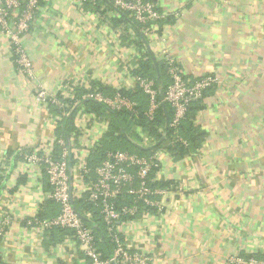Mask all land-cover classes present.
Wrapping results in <instances>:
<instances>
[{
  "label": "crops",
  "instance_id": "0c3cea01",
  "mask_svg": "<svg viewBox=\"0 0 264 264\" xmlns=\"http://www.w3.org/2000/svg\"><path fill=\"white\" fill-rule=\"evenodd\" d=\"M153 1L165 18L150 39H143V53L156 68L160 62L168 67L170 59L184 78L211 76L217 83L202 98L194 120L201 137L185 155L155 148L164 130L163 138L148 147L142 128L135 136L123 132L125 141L140 150L168 153L152 173V183L164 194L153 198L156 205L143 204L139 218L125 222L122 237L149 264L264 262V0ZM116 19L121 18L115 8L103 0L42 2L22 40L32 80L20 72L0 30V219L10 218L0 240V264H92L72 231L60 234L61 229L29 224L35 215L58 216L60 207L47 202L51 188L43 170L21 154L46 148L54 133L50 106L35 99L38 89L55 94L76 84L88 90L95 82L136 91L128 69L136 68L142 53L130 47L136 40L131 42L132 34L123 24L117 27ZM157 81L162 82L159 75ZM90 124L81 139L88 157L106 135L101 136L99 120ZM73 167V184L80 187L81 174ZM89 225L99 230L93 221ZM98 239L109 243L106 236Z\"/></svg>",
  "mask_w": 264,
  "mask_h": 264
},
{
  "label": "built area",
  "instance_id": "2783aa9c",
  "mask_svg": "<svg viewBox=\"0 0 264 264\" xmlns=\"http://www.w3.org/2000/svg\"><path fill=\"white\" fill-rule=\"evenodd\" d=\"M47 1L49 0H0V30L8 39L9 48L15 57L20 72L29 80L33 79L32 62L22 47V40L31 31L39 14L41 3ZM77 1L81 5L86 2H96V0ZM103 1L110 3L115 8L116 16L120 18L125 14L128 16L130 21L127 25L132 34L131 42L136 40L131 22L139 24L141 35L150 39L158 30L159 22L165 18L153 0ZM130 47L134 49L135 44H131ZM139 60L140 58L136 57L135 62L139 63ZM167 64L170 84L165 91L163 90V101L173 111V117L168 126L169 129L173 130V136L177 141L187 146V142L178 135V128L185 120L191 104L201 100L204 93L217 83V79L209 76L191 81L182 76L180 69L173 60L169 59ZM131 69L129 67L128 71L134 70ZM157 83L158 89L155 80L136 76L132 85V89H140L149 97L150 106L146 116L150 120L154 119L159 106L157 98L160 97L161 84L158 81ZM77 86L76 84L65 85L55 94H50L41 88L35 94L38 103L55 105L63 109V112L60 115L51 114L49 116L50 128L54 131L50 136V145L44 149L36 148L32 153L23 152L21 155L25 162L43 170L51 188L47 199L60 207V213L51 219H41L35 215L29 224H36L46 230L72 231L73 238L85 256L92 261V264H149L147 256L134 251L133 245L124 241L122 226L125 222L134 221L140 217L143 213L140 204L156 205L153 198L164 194L163 190L152 189L147 183H149L151 172L158 167L160 157L168 152L161 150L159 153L154 152L146 157L128 151H110L106 153L101 164L92 170L88 164L89 157L81 149V139L84 135L86 137L88 130L92 127L90 123L98 121L96 116L84 113L85 111L81 109L80 115L75 119L76 132L74 131L71 141L58 138L55 134L59 122L69 116V112L66 111L69 108L68 103H63L61 99H58V96L63 99L74 100ZM118 89L120 88L115 90ZM90 90L91 88H88V91ZM83 98L101 104L112 112L132 113L136 107L130 98L123 96L119 91L115 92L113 97H108L94 90L84 95ZM76 106H78V102L75 104ZM83 118L86 122L83 121ZM99 121L104 127L100 132L102 136L109 130V121ZM141 138L144 139L145 147L154 143L152 138L143 135ZM56 147L59 149L58 154L55 153ZM73 159L78 161L71 165ZM73 166L81 174L83 184L80 187L73 184ZM151 181L153 182V180ZM127 198L130 200L128 205L121 206V201ZM80 200L93 204L103 220L105 236L113 246L112 255L108 259L101 257L98 248L100 240L97 238L94 228L89 225L93 221L92 212L81 213L75 206V202ZM124 218L126 219L124 220ZM9 225V216H3L0 219V240ZM233 263L264 264V262L254 259L248 261L236 259L233 260Z\"/></svg>",
  "mask_w": 264,
  "mask_h": 264
},
{
  "label": "trees",
  "instance_id": "16d2710c",
  "mask_svg": "<svg viewBox=\"0 0 264 264\" xmlns=\"http://www.w3.org/2000/svg\"><path fill=\"white\" fill-rule=\"evenodd\" d=\"M126 15V14H125ZM126 16L122 17L121 19H116L114 22H116V26L120 27L121 24H123L124 31H128V25L124 21ZM160 23V22H159ZM135 32H136V42L135 47L138 52H141L142 55L140 57L139 63H137L136 68L131 71V74L134 77H142L147 78L150 80H155L156 87L158 89V83H157V76L159 75L161 77V83L163 86V90L165 91L170 84V77L168 75V67L160 62L158 68L155 67L153 59L149 56L143 53V50H145V45L143 39H145L141 33L139 24L136 22H131ZM94 90H97L108 97H113L115 92L119 91L121 94L125 97L130 98L135 104L136 107L134 109V112L128 113V112H112L109 109H107L105 106L98 104L92 100H85L83 97L89 92H92ZM209 91V90H208ZM207 92V91H206ZM205 92V93H206ZM75 99H63L60 96H58V99H61L63 103H68L69 108L66 109V111L69 112V116H66L63 118L59 124L57 129L55 130V134L58 138H64L67 139L68 136L72 133H74L75 129V118L77 111L84 110L87 114H92L96 116L98 120H107L109 121V130L106 133L103 141L101 142V146L92 154L88 159L89 167L93 170L96 168L105 158L106 153L110 151H128L131 153H138L140 155H145L146 157L152 155L156 149L159 148H165L166 150H169L168 152L171 155L176 156H183L188 151H190V147L194 145L196 141H199V138L201 137V133L197 131L194 127V120L198 114V111L202 109L201 103L202 99L198 100L197 102L191 104L188 114L183 120V122L180 124L178 128V135L187 142V146L183 145L182 143L178 142L177 139L173 136V130L166 128L168 126V123L172 120L173 117V111L168 106V104L163 105L161 102L160 97L158 96L157 102L159 104L154 119L150 120L146 116V112L149 110L150 102L149 97L144 94V92L140 89H136V91H130L127 89H118L115 90L112 87L103 86L99 83H93L91 84V90L88 91L83 88H75ZM204 93V95H205ZM203 95V96H204ZM78 102V106L75 107V104ZM50 111L52 115H60L63 112V109L58 108L55 105H49ZM78 108V109H77ZM136 128H142L145 134L149 137L155 140L156 142H159L163 135L161 130L166 131V135L164 137V140L162 139L161 144L157 148V146L153 150H140L136 148L134 145H131L127 141H125L124 133H131L135 136V130ZM166 129V130H165ZM58 148H55V153L58 154ZM156 169H154L149 178V183L147 185L154 189L155 187H158L156 183H152L153 175ZM47 182V181H46ZM47 185L49 186L48 182ZM50 187V186H49ZM47 202L54 204L50 200ZM121 206L128 205V203L123 204V202L120 204ZM76 208L83 212H92L93 214V223L97 224L99 226V230H101V235L99 234V230H95V234L97 238L102 237L105 238V227L103 220L94 207L93 204H90L86 202L85 200L77 201L75 204ZM143 204H140V209L143 208ZM126 218H124L125 220ZM58 230V229H54ZM60 234H65L63 230H58ZM102 239V240H103ZM105 240V239H104ZM110 248L107 251H105V248ZM112 247V248H111ZM98 248L101 254V257L103 259H108L109 253L112 252L113 246H110L107 242H98Z\"/></svg>",
  "mask_w": 264,
  "mask_h": 264
},
{
  "label": "water",
  "instance_id": "95a60500",
  "mask_svg": "<svg viewBox=\"0 0 264 264\" xmlns=\"http://www.w3.org/2000/svg\"><path fill=\"white\" fill-rule=\"evenodd\" d=\"M155 63H156V61H155ZM160 81V80H159ZM160 84H161V82H159ZM160 99H161V101H162V104L163 105H165V102L163 101V99H164V94H163V89H162V87L160 86ZM169 124V123H168Z\"/></svg>",
  "mask_w": 264,
  "mask_h": 264
}]
</instances>
